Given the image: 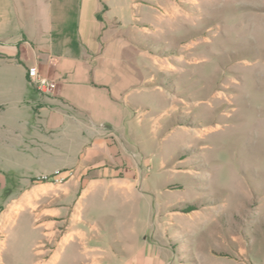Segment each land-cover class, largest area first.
Here are the masks:
<instances>
[{"label":"crops","instance_id":"obj_1","mask_svg":"<svg viewBox=\"0 0 264 264\" xmlns=\"http://www.w3.org/2000/svg\"><path fill=\"white\" fill-rule=\"evenodd\" d=\"M140 2L0 0V264H248L228 240L189 244L181 219L197 209L161 196L168 185L143 178L129 154L139 80H119L135 42L113 41V29ZM29 66L56 80L53 92L33 94ZM89 153L101 160L94 175L31 180Z\"/></svg>","mask_w":264,"mask_h":264},{"label":"rangeland","instance_id":"obj_2","mask_svg":"<svg viewBox=\"0 0 264 264\" xmlns=\"http://www.w3.org/2000/svg\"><path fill=\"white\" fill-rule=\"evenodd\" d=\"M132 13L113 29V41L135 42L119 65V81L139 80L127 104L129 154L143 178L168 185L161 196L197 209L181 219L189 244L228 240L248 264H264V0H141ZM100 162L89 153L58 171L62 182L85 178Z\"/></svg>","mask_w":264,"mask_h":264},{"label":"built area","instance_id":"obj_3","mask_svg":"<svg viewBox=\"0 0 264 264\" xmlns=\"http://www.w3.org/2000/svg\"><path fill=\"white\" fill-rule=\"evenodd\" d=\"M27 77L29 83L32 86L36 87L40 92L51 93L57 85L56 80L54 78L42 74L35 66H29L27 68ZM132 156H134V153H132ZM69 173H67V175ZM42 177L47 180L58 183L62 182L65 178V176H63L62 173L58 170L49 175H43Z\"/></svg>","mask_w":264,"mask_h":264},{"label":"trees","instance_id":"obj_4","mask_svg":"<svg viewBox=\"0 0 264 264\" xmlns=\"http://www.w3.org/2000/svg\"><path fill=\"white\" fill-rule=\"evenodd\" d=\"M191 209H193V208H191ZM187 211H189V210H187Z\"/></svg>","mask_w":264,"mask_h":264}]
</instances>
